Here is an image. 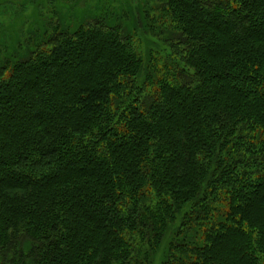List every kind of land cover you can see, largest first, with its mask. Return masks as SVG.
Masks as SVG:
<instances>
[{
	"label": "trees",
	"instance_id": "16d2710c",
	"mask_svg": "<svg viewBox=\"0 0 264 264\" xmlns=\"http://www.w3.org/2000/svg\"><path fill=\"white\" fill-rule=\"evenodd\" d=\"M114 3L0 44V264H264V0Z\"/></svg>",
	"mask_w": 264,
	"mask_h": 264
},
{
	"label": "rangeland",
	"instance_id": "374dc122",
	"mask_svg": "<svg viewBox=\"0 0 264 264\" xmlns=\"http://www.w3.org/2000/svg\"><path fill=\"white\" fill-rule=\"evenodd\" d=\"M126 20H132L144 4L155 0H0V44L11 51L23 43L32 22L41 18L83 22L94 14L100 3H113ZM13 48V49H12Z\"/></svg>",
	"mask_w": 264,
	"mask_h": 264
}]
</instances>
